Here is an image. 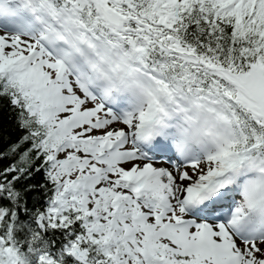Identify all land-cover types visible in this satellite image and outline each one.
Here are the masks:
<instances>
[{"label": "snow or ice", "instance_id": "obj_1", "mask_svg": "<svg viewBox=\"0 0 264 264\" xmlns=\"http://www.w3.org/2000/svg\"><path fill=\"white\" fill-rule=\"evenodd\" d=\"M0 264H264V0H0Z\"/></svg>", "mask_w": 264, "mask_h": 264}]
</instances>
